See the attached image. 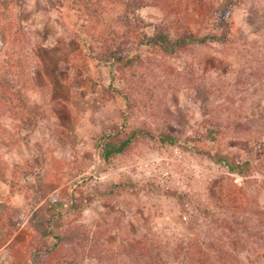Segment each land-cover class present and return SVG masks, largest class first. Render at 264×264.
I'll list each match as a JSON object with an SVG mask.
<instances>
[{"label":"rangeland","instance_id":"1","mask_svg":"<svg viewBox=\"0 0 264 264\" xmlns=\"http://www.w3.org/2000/svg\"><path fill=\"white\" fill-rule=\"evenodd\" d=\"M81 1H13L16 26L0 54V213L15 230L0 264H127L119 246L130 238L154 241L172 264H183L176 252L193 240L226 264H264V0L220 10L227 40L174 52L146 40L169 25L177 35L181 22L209 30L199 1L146 0L122 44L129 64L93 38L115 25L116 10L87 22ZM133 131L105 162V136ZM179 138L200 159L248 168L215 170L207 182L190 172L182 191L164 193L123 172ZM40 223L60 238H43ZM40 248L45 255L33 256Z\"/></svg>","mask_w":264,"mask_h":264},{"label":"trees","instance_id":"2","mask_svg":"<svg viewBox=\"0 0 264 264\" xmlns=\"http://www.w3.org/2000/svg\"><path fill=\"white\" fill-rule=\"evenodd\" d=\"M14 0H0V54L5 51V44L8 41L9 35L8 30H10L11 25H15L13 21L12 7L14 6ZM200 15L203 20H207L209 23V30L205 28H199V30H192L191 24L188 22H181L174 28L177 29V35H175L172 28L165 26V28L158 29L154 35L148 38V43L158 46L164 52H174L178 48L185 45H192L196 43H206L210 41H225L228 38L231 24L227 15H223L220 18L217 16L220 10L227 11L233 5L236 4L237 0H222L221 4L218 6H212L208 4L205 0H198ZM82 5L79 4L78 11L86 17L87 22L91 19L97 22L106 23V16L109 13V7L116 10L117 20L115 25L106 23L104 28H101L93 38L101 41L111 54L114 55V59L119 63L133 62V58L123 55L122 44L125 43V38L129 39L134 35L137 26H139L138 19L135 17V11L146 3V0H82ZM175 13L177 10L171 8ZM216 10L218 11L216 14ZM176 24V23H174ZM203 29V31H201ZM219 29V30H218ZM174 34V35H172ZM1 63V61H0ZM2 66L0 64V70ZM9 70L8 67L6 68ZM136 136V133L130 132L127 136H119L117 134H109L105 136L104 143L101 144V157L105 162L110 163L112 159L119 153L124 152L131 144L132 139ZM173 140V137L166 135L163 139ZM211 159H214L210 156ZM216 161H224L222 158L214 159ZM229 169L233 172L243 173L246 171L249 165V161L236 162L231 165L226 162ZM0 248L5 245L10 237L13 235L15 230L14 226H6V219L0 213ZM2 228V229H1ZM40 234L43 238L55 235L51 228H47L46 223H40L38 227ZM59 239L60 236H56ZM146 239V238H145ZM155 242L150 239H133L130 238L123 240V243L119 246L122 251H124L125 260L129 264H172L175 258L168 260L167 256H162L154 245ZM220 248V247H219ZM176 255H182L181 263L183 264H226V260L221 256L220 251L216 253V256L211 257L208 253L207 244L203 241H191L187 245H180L177 250ZM46 249H38L34 251L33 256L45 255ZM37 256V257H38ZM211 260V261H208ZM264 260H262L263 262ZM127 263V264H128ZM175 263V261H174ZM264 263V262H263ZM32 264H38L36 258L32 260Z\"/></svg>","mask_w":264,"mask_h":264},{"label":"built area","instance_id":"3","mask_svg":"<svg viewBox=\"0 0 264 264\" xmlns=\"http://www.w3.org/2000/svg\"><path fill=\"white\" fill-rule=\"evenodd\" d=\"M198 158L195 148L184 138H179L170 143L158 144L154 152L131 164H125L122 170L137 179L142 185L149 183V187H152L155 192L164 193L175 190L182 191L185 186L183 178L187 177L185 174L190 172L196 175L201 174L205 181H209L215 170L228 167L224 161L201 157L203 160L199 159L206 164L203 168L201 164L199 166L195 163ZM201 168L206 173L203 170L200 171ZM186 217V215L183 216V218Z\"/></svg>","mask_w":264,"mask_h":264}]
</instances>
